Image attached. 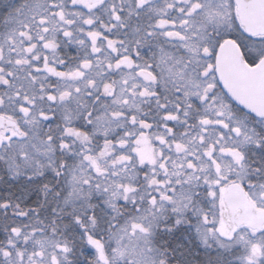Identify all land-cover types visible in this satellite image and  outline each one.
Instances as JSON below:
<instances>
[{
    "label": "snow or ice",
    "instance_id": "1",
    "mask_svg": "<svg viewBox=\"0 0 264 264\" xmlns=\"http://www.w3.org/2000/svg\"><path fill=\"white\" fill-rule=\"evenodd\" d=\"M0 264H264V0H0Z\"/></svg>",
    "mask_w": 264,
    "mask_h": 264
}]
</instances>
